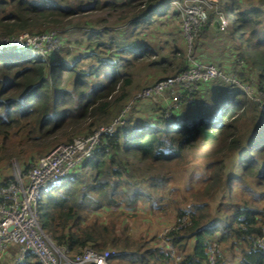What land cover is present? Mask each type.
I'll use <instances>...</instances> for the list:
<instances>
[{
    "label": "trees",
    "instance_id": "16d2710c",
    "mask_svg": "<svg viewBox=\"0 0 264 264\" xmlns=\"http://www.w3.org/2000/svg\"><path fill=\"white\" fill-rule=\"evenodd\" d=\"M169 1L89 0V7L84 0H78L76 6L67 0H0V39L9 40L22 33L40 36L53 27L70 24L76 16L105 9H128L133 16L132 25H138L149 12H166ZM252 1L217 0L204 30L217 36L224 34L215 22L219 23L218 14L230 15L226 32L239 42L238 59L250 71L255 70V91L264 96V10L259 8L264 6V0H256L258 5L250 6ZM99 37L95 35L96 51L72 62L56 60L52 55L41 61L32 48L0 47V163L24 157L31 148H47L62 139L70 142L67 135L80 128L88 136L117 118L131 98L133 85L130 75L120 70L132 62H144L149 51H130L126 37L117 36L108 44L99 42ZM118 40H122L121 46ZM114 46L119 50L114 59L103 57ZM186 67L187 64L180 70ZM213 85H217L215 89ZM203 89L216 91L215 98L211 94V104H200L197 91L191 96L193 101L183 104L170 120L163 117L161 104L134 102L151 106L149 118L142 124L132 122V115L123 118L112 133L102 135L96 150L63 186L46 196L47 209L40 215L45 233L73 254L86 248H111L117 252L113 264H169L171 250L181 256L179 264H208L207 250L214 243L220 246L216 264L234 263L236 257L237 264H264V251L252 247L247 239L260 233L264 193L247 188L243 197L233 199L232 192L233 183L246 178L254 179L264 189V111L259 124L248 134L243 133L239 124L252 106L245 92L222 80L204 83L200 90ZM116 104H121L116 114L109 115ZM197 107L200 111L193 113ZM135 109L133 106L131 111ZM189 111H193L191 117H187ZM210 143L212 147L203 158L212 157L213 161L208 164L210 173L203 188L190 194V209L177 208L178 223L161 238H134L127 234L126 227L118 232L119 220L114 217L109 223L98 222L103 211L122 205L135 208L144 202L155 207L167 180L161 166L176 162L187 152L192 155L186 157V163L193 162L196 149ZM231 151L236 154L226 177L221 165ZM7 181L8 178L2 179L0 185ZM219 191L228 194L233 202L224 208L222 195L214 216L210 203ZM183 217L187 218L184 224L180 223ZM227 250L232 252V258ZM24 264L39 263L29 256Z\"/></svg>",
    "mask_w": 264,
    "mask_h": 264
},
{
    "label": "rangeland",
    "instance_id": "374dc122",
    "mask_svg": "<svg viewBox=\"0 0 264 264\" xmlns=\"http://www.w3.org/2000/svg\"><path fill=\"white\" fill-rule=\"evenodd\" d=\"M84 1L85 5L90 7L91 4L89 0ZM204 1L202 8L208 16L210 10H216L217 0ZM67 3L71 6H76L78 0H67ZM188 3L189 0H170L166 12H164V10L161 11L162 14L149 12L144 18L139 20L138 25H132L131 20L133 16L128 9H105L99 12H91L82 16H76L71 20L70 24L51 28L56 29L55 39L57 43L53 39L52 44L54 48H48V45L47 49L50 51L49 54L56 60L72 62V60L80 56L84 57L88 55L90 51H96L95 41L97 39H95V35L98 37L100 35L99 42H104L106 44L117 36L120 39L126 37V43L129 44L127 48L133 52H137L140 48H146L149 52L147 53L148 58L144 62H132V64L120 70L130 75L133 85L129 91L131 98L125 102L117 117L128 119L132 115V122L136 121L141 124L149 118L147 115H150L149 110L151 106H148V103H143L142 106L134 103L133 99L135 95L141 89L152 85L153 82L182 71L180 69L186 66L187 57L194 56V58L201 61V63L212 64L216 69L225 73L228 77H233L237 84H232L236 85L238 90L245 92L252 106L246 110L239 126L240 131L243 133L247 132L248 134L253 130L254 126L258 125L260 122L258 118H260L264 111V96L255 91L258 82L257 78L254 79L253 77L256 74L255 70L250 71L248 66L238 59V54L240 52L239 42L234 41L232 37L229 36V32H226V23L230 21V15L225 17L223 14H218L217 18L219 23L216 22L220 31L224 32L222 35L217 36L210 30H204L203 23L194 33L192 32L190 34L191 36H185L183 31V11ZM256 5H258L256 0H253L250 4V6ZM259 8L264 10V6H259ZM51 29L46 33L51 31ZM91 31H99V33L93 34ZM121 34H123V36ZM118 41V45L121 46L122 40ZM25 44H27L26 39L21 41L18 40V42L12 39H0V47L10 46L14 48H27ZM113 49L114 50L109 52L110 54H104L103 57L110 56L114 59L113 55L119 50H116L115 46ZM118 57L119 55L117 58ZM126 57L129 58L130 55ZM84 61L86 60L84 59ZM118 64L121 66L124 65L122 61H118ZM239 72H242L243 75L239 76ZM237 76L239 78H237ZM214 86L217 85H213V89H215ZM199 90L197 93V95H199V103H203L204 105L211 104L209 101L211 94L213 93L215 98L216 91L213 92L212 89L204 91L203 89L200 90L199 93ZM152 104L153 103H151V105ZM120 105L121 104L114 105L109 110V115L114 116ZM133 106L137 109L131 111ZM197 108V111H189L187 117H191L190 115L192 112H199L201 108ZM102 118L104 117H101V119ZM99 124H101V122ZM84 131V128H80L70 136H67L71 138V140L76 137H84ZM63 143L68 142H65L63 139L58 140L47 148H45V146L31 148L24 157L19 159L12 157L9 160H3L0 163V181L4 178L11 179L15 169H23L22 167L26 165L29 166L34 163L36 159ZM204 144H206V142L202 145ZM200 147L201 146L198 148ZM211 147L212 143L207 144L199 150L197 148L194 152L193 162L186 163L188 160L186 157L189 155V157H191L192 155L187 152L176 162L161 166L167 175V180L164 189L158 193V204L155 207L144 202L138 203L135 208H126L122 205L120 208L103 211L100 218H98V222L105 221L109 223L111 217H114L116 220H119L117 224L118 232L126 227L127 234L134 238L142 237L147 240L154 239L155 237L161 238L166 233V230H170L178 223L177 208L183 210L190 209L192 203L190 194L203 188V181L208 178L210 173L208 164L213 161L212 157L203 158V156L209 152ZM235 154L236 151H231L229 155L224 158L223 165H221L225 167L226 177L232 168V161ZM247 188L253 189L258 194L260 192L264 193V189H260L257 181L246 178L243 182L233 183L232 192L235 196H233V199H236V196L237 198L243 197ZM222 195L225 196V201L223 202L224 208H228L233 202L230 200L228 194L220 193V191L217 192L215 200L210 203V209L214 216H217V213H215L216 207L222 203ZM260 204L264 207V198L261 200ZM46 209V196H44L42 202L38 206L40 215H42ZM88 215H90V212ZM151 244H153V242H151ZM16 250L17 247L15 245L8 247L0 260V264H11L16 255ZM227 252L230 251L227 250ZM227 255L232 258V252L227 253Z\"/></svg>",
    "mask_w": 264,
    "mask_h": 264
},
{
    "label": "built area",
    "instance_id": "2783aa9c",
    "mask_svg": "<svg viewBox=\"0 0 264 264\" xmlns=\"http://www.w3.org/2000/svg\"><path fill=\"white\" fill-rule=\"evenodd\" d=\"M203 2L189 0L184 8L185 36L206 23L208 16L202 8ZM55 30L51 29L40 36L22 33L12 40L18 42L26 39L27 48H32L41 61H46L50 55L48 45V48L53 49L52 40L57 43ZM214 80L237 84L233 77H228L213 65L198 62L194 56H188L187 67L183 71L141 89L133 102L143 100L161 104L164 108L163 117L170 120L183 104L193 101L191 96L204 83ZM122 123L123 118L117 117L110 125L101 126L88 136L76 137L68 143L57 145L36 159L26 171L15 169L13 177L0 185V260L5 250L15 245L17 252L11 264H24L29 256L34 257L39 264H113L117 255L113 249L95 251L86 248L73 254L66 246L57 245L42 228L38 206L44 196L59 189L74 170L92 155L103 134L112 133L114 126ZM186 222V217L180 219V223ZM260 228L258 235H251L247 239L252 247L264 251V219ZM207 251L208 264H216L220 246L214 243ZM180 260L181 256L171 250L169 264H179Z\"/></svg>",
    "mask_w": 264,
    "mask_h": 264
},
{
    "label": "crops",
    "instance_id": "0c3cea01",
    "mask_svg": "<svg viewBox=\"0 0 264 264\" xmlns=\"http://www.w3.org/2000/svg\"><path fill=\"white\" fill-rule=\"evenodd\" d=\"M204 91H205V89H204ZM236 259H237V257H236ZM236 259H235V262H234L235 264H237V262H238V260H236ZM232 263H233V262H231V261L226 262V264H232ZM234 263H233V264H234Z\"/></svg>",
    "mask_w": 264,
    "mask_h": 264
},
{
    "label": "water",
    "instance_id": "95a60500",
    "mask_svg": "<svg viewBox=\"0 0 264 264\" xmlns=\"http://www.w3.org/2000/svg\"><path fill=\"white\" fill-rule=\"evenodd\" d=\"M215 25L217 26V22H215Z\"/></svg>",
    "mask_w": 264,
    "mask_h": 264
}]
</instances>
